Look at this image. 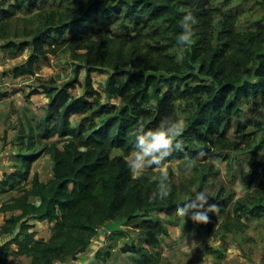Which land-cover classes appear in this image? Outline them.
I'll use <instances>...</instances> for the list:
<instances>
[{
  "label": "trees",
  "instance_id": "trees-1",
  "mask_svg": "<svg viewBox=\"0 0 264 264\" xmlns=\"http://www.w3.org/2000/svg\"><path fill=\"white\" fill-rule=\"evenodd\" d=\"M186 12L197 21L190 45L177 40L180 17ZM31 13L30 18L20 17ZM237 14L216 7L212 0H0L2 47L11 57L27 48L32 51L25 63L13 68L14 77L33 75L42 58L62 48L82 60L71 82L42 87L50 98L44 117L36 119V127L28 123L18 132L15 145L22 168L6 174L0 185V192L18 194L0 212H21L0 226V235L18 229L4 246L6 252L15 244L19 250L14 254L27 257L25 264L67 263L90 249L108 222L141 216V245L126 250L140 254V264L159 257L160 238L170 231L162 219L145 217L154 210L171 213L190 196L182 200L169 167L165 176L170 195L154 198L160 176L150 171L159 168L148 166V173L134 175L127 162L135 130L153 128L165 116L183 120L184 130L163 167L174 160H192L198 169L208 168L203 182L215 160L227 162L230 172L238 169L245 192L238 196L221 187L209 200L222 213L224 202L232 205V216L227 211L220 228L237 232L242 218L264 217V115H259L264 112V26L238 25ZM174 48L180 52H172ZM83 67L85 93L73 97L69 89L78 83ZM98 69L110 72L107 101L93 86L91 73ZM112 99L120 103L109 102ZM243 106H248L249 115ZM73 114L83 115L78 126L70 122ZM57 135L60 139L51 141ZM38 144H43L39 150ZM24 148L32 151L23 153ZM43 153L53 160V177L41 182L36 176L30 189L27 184L20 187ZM29 218L53 223L50 239L35 238ZM229 219L234 220L230 226ZM121 235L113 232V237ZM103 256L97 250L96 263L90 264ZM3 260L0 256V263Z\"/></svg>",
  "mask_w": 264,
  "mask_h": 264
},
{
  "label": "rangeland",
  "instance_id": "rangeland-1",
  "mask_svg": "<svg viewBox=\"0 0 264 264\" xmlns=\"http://www.w3.org/2000/svg\"><path fill=\"white\" fill-rule=\"evenodd\" d=\"M212 3L224 11L238 13L236 15L238 25L248 28L256 27L255 25L264 26V0H212ZM32 14H22L20 17L30 18ZM104 24L105 22H103ZM109 29H114L117 32L112 25ZM3 44L4 42L0 41V185L7 172L16 166V161H19L20 149L15 143L21 127L28 128V123H31V127H36V119L44 117L46 113L50 98L43 92L42 87L45 85L61 87L71 82L76 77V67L82 64V60L74 57L72 51L62 48L55 55L48 54L47 58H42L36 64L33 75L14 77L12 72H9L10 69L25 63L32 51L27 48L24 50L25 52L21 51L17 56L11 57L10 50L3 48ZM79 52L78 54H80ZM172 52L177 54L180 49L174 48ZM86 76L87 68L83 67L77 76L78 83H74V86L69 89L70 95L73 97L84 95ZM109 76V70L101 71L98 69L91 73L93 86L100 92L103 101H107L105 90ZM109 102L120 103L117 99H112ZM243 108L245 114L249 115L248 106H243ZM259 115L263 117L264 112H260ZM82 119L83 115L73 114L70 117V122L73 126H78ZM233 135L234 127L228 132V136ZM58 139L60 137L57 135L51 141ZM42 146L43 144H38L36 148ZM31 151L23 150V153ZM260 157L264 159V154L262 153ZM51 164L52 161L49 156H42L37 168L35 166L34 178L37 174L46 178V175L50 173ZM189 164H191V172L186 175L184 169ZM197 165L199 164L189 159L174 160L162 168L150 171V173L154 176L165 175L171 167L182 200L189 198L194 192L201 189V185L202 188L208 190L209 200L221 187L225 189L226 193L232 191L238 196L245 192L244 186L239 180L238 169L230 172L227 162L215 160L213 170L210 171L205 182L201 179L202 175H207L205 170L208 168L199 166L200 169H198ZM216 170L219 172L215 173ZM148 172L145 168L139 175ZM21 183L20 187H22ZM16 185L18 186V184ZM15 193V191L12 193L11 191L0 192V208L9 200L11 194L15 195ZM223 207H225L224 213L220 209L212 212L210 216L208 213L209 219L206 223L194 222L187 216L185 218L178 217L174 212L164 214L160 211H152L151 215L145 218L158 217L162 219L165 227L170 231V235L160 238L162 240V254L154 258L149 264H264V217L259 219L244 217L242 218L241 230L225 233L220 225L227 218L225 215L227 211H230V216H232V205L224 202ZM17 213L19 214V212ZM9 215L0 212V226L5 225ZM142 219L144 218L141 216H135L131 220L124 219L121 229L118 230L122 232L121 237H113V232H108L106 228L100 229L92 240L93 245L90 249L80 254L76 260L62 264L96 263L95 253L97 250H102V255H104L97 261V264H140L143 261L141 255L126 249L141 245L139 233ZM229 220L230 226L234 220ZM50 227L49 223L46 222L36 228L32 227L30 231L36 233L35 238L48 240L51 237ZM17 231L18 229H16ZM16 232L0 235V256L4 259L0 264H25L28 262L27 257L14 254L13 251H17L16 246H11L7 252L4 250V246L14 237ZM208 247L212 249L211 252ZM217 251L223 254L222 259H219L214 253Z\"/></svg>",
  "mask_w": 264,
  "mask_h": 264
},
{
  "label": "clouds",
  "instance_id": "clouds-1",
  "mask_svg": "<svg viewBox=\"0 0 264 264\" xmlns=\"http://www.w3.org/2000/svg\"><path fill=\"white\" fill-rule=\"evenodd\" d=\"M197 21L191 12H186L180 17L181 30L177 33V40L181 44L190 45L196 38L195 25ZM184 130V121L173 119L170 116L163 117L153 127L145 129L143 126L134 132V151L130 153L131 158L127 166L134 175H139L148 166L155 168L163 167V162L171 155L174 142L180 138ZM178 148V145L176 146ZM191 172V164L184 169V174ZM170 195L168 178L160 175L159 181L153 192L156 199H167ZM209 194L206 188L194 192L186 202L177 205L173 212L176 216H186L197 223H206L209 219L208 213L218 210L216 203H209Z\"/></svg>",
  "mask_w": 264,
  "mask_h": 264
},
{
  "label": "crops",
  "instance_id": "crops-1",
  "mask_svg": "<svg viewBox=\"0 0 264 264\" xmlns=\"http://www.w3.org/2000/svg\"><path fill=\"white\" fill-rule=\"evenodd\" d=\"M25 52V51H24ZM23 53V52H22ZM31 55V54H30ZM29 58V57H28ZM28 60V59H27ZM19 65H21V64H19ZM16 66H18V65H16ZM15 67V66H14ZM13 67V68H14ZM13 68H11L10 69V71L9 72H12V70H13ZM22 77H24V76H22ZM55 138V137H54ZM27 141V140H26ZM37 147V146H36ZM40 149V147L38 148V150ZM24 150H25V148H24ZM44 155H47V156H49V158H50V160L52 161V164H51V169H50V173H49V175H46V178L43 176V175H41V174H37L36 176L38 177V179H39V181H41V182H48L52 177H53V165H54V163H53V160H52V158H51V156L50 155H48V154H45V153H43V154H41L40 155V157L35 161V162H33L32 164H31V168H30V171H29V174H28V178H27V180L26 181H24V182H22L21 183V185L23 186V185H25V184H27V189H30L31 187H32V185H31V182L33 181V179H34V176H35V173H34V170H35V166H36V168H37V165H38V163L41 161V157L42 156H44ZM16 163L17 164H19V165H17L16 164V166H13L10 170H9V172H7V174H11V173H13L14 172V170L16 169V168H18V167H20V168H22V163H21V161L19 160V161H16ZM52 171V172H51ZM34 173V174H33ZM8 192V191H7ZM16 192V191H15ZM2 193H4V192H2ZM11 193H12V191H11ZM16 195H18L17 194V192L15 193V195H12L11 194V197L12 196H16ZM10 197V198H11ZM9 198V199H10ZM30 201L31 202H33L34 204H36V205H38V204H40V199L39 198H37V197H31L30 198ZM17 212H19V214L21 213L20 211H12V212H2V213H4V214H7V216H8V214H10L9 215V217L11 216V215H17L18 213ZM18 214V215H19ZM8 218V217H7ZM49 223V226H51L50 228L52 229V226H53V223H50L48 220H38V219H35V218H29L28 219V221H27V223L28 224H30V225H32L33 226V228L35 227H38L40 224H44V223ZM51 229H50V231H51ZM49 237H50V234L48 235ZM16 246V249H17V251L19 250V248H18V246L17 245H15V244H12L11 246ZM92 245H93V242L91 243V247H92ZM10 246V247H11ZM90 247V248H91ZM17 251H13V252H17ZM96 251V250H95ZM6 260V259H5Z\"/></svg>",
  "mask_w": 264,
  "mask_h": 264
},
{
  "label": "water",
  "instance_id": "water-1",
  "mask_svg": "<svg viewBox=\"0 0 264 264\" xmlns=\"http://www.w3.org/2000/svg\"><path fill=\"white\" fill-rule=\"evenodd\" d=\"M123 222L124 220H114V221L108 222L105 225V228L107 229L108 232H116L121 229Z\"/></svg>",
  "mask_w": 264,
  "mask_h": 264
}]
</instances>
